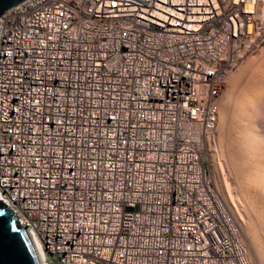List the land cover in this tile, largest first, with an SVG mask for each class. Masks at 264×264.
Listing matches in <instances>:
<instances>
[{"label": "built area", "instance_id": "1", "mask_svg": "<svg viewBox=\"0 0 264 264\" xmlns=\"http://www.w3.org/2000/svg\"><path fill=\"white\" fill-rule=\"evenodd\" d=\"M263 41L264 0L0 15V200L42 264H250L205 148L224 79Z\"/></svg>", "mask_w": 264, "mask_h": 264}, {"label": "bare ground", "instance_id": "2", "mask_svg": "<svg viewBox=\"0 0 264 264\" xmlns=\"http://www.w3.org/2000/svg\"><path fill=\"white\" fill-rule=\"evenodd\" d=\"M259 22L262 21L259 19ZM263 45L264 41L258 45L257 51H260ZM261 53L258 60L262 59L260 61L264 62V53ZM257 57H254L250 63L248 62L244 68L242 67L243 69L239 72L238 69L247 60L234 71L238 73L233 78L234 80H231L233 81L232 87L221 103V111L218 109L216 135L218 130L219 142L222 141L221 145L226 153L225 166L232 175L231 179L235 187L233 191L239 200L238 203L240 202L241 212L244 213L242 222L236 220L240 224L239 227L241 226L244 230L259 263L264 264V67L261 65L263 63L256 65ZM236 85L241 88L239 87L240 91L233 96V89ZM216 153L212 154V164L215 169H220L222 172L224 171L222 157L220 158L219 151ZM230 190L227 192L226 189L219 190L226 203L227 193ZM228 196L233 197L234 195ZM231 202L233 206L229 209L236 216L238 212H236L237 206L233 198ZM33 243L40 258L43 257L40 244L36 240Z\"/></svg>", "mask_w": 264, "mask_h": 264}, {"label": "water", "instance_id": "3", "mask_svg": "<svg viewBox=\"0 0 264 264\" xmlns=\"http://www.w3.org/2000/svg\"><path fill=\"white\" fill-rule=\"evenodd\" d=\"M23 0H0V15ZM13 210L0 200V264H42L33 239Z\"/></svg>", "mask_w": 264, "mask_h": 264}, {"label": "rangeland", "instance_id": "4", "mask_svg": "<svg viewBox=\"0 0 264 264\" xmlns=\"http://www.w3.org/2000/svg\"><path fill=\"white\" fill-rule=\"evenodd\" d=\"M264 45L262 46V48L260 49V51L258 50L256 53H254V54H251V55H249L248 56V59H246L247 60V62L244 64V65H242L241 66V68H239L238 69V72L240 71V70H242L245 66H246V64L248 65V62L250 63L252 60H253V58L255 57H257V59H256V61H258V62H256V65H259V64H261V63H263L264 64V62H262V61H260V60H262V59H260V60H258L259 59V57L262 55V53L261 52H263L264 53ZM258 54V55H257ZM263 64H261L262 65V67H264V65ZM243 67V68H242ZM237 71L234 73V72H232L227 78H225L224 79V82H223V90H222V92H221V94H220V96H219V98H218V109L221 111V107H222V101H223V99L225 98V95L227 94V92L230 90V87H232V83H233V81H231V80H234L233 78L236 76V74L238 73ZM240 86H238V85H236L235 87H234V89H233V96H235V95H237L238 94V91H240V88H239ZM236 90V91H235ZM231 109H232V106L230 107ZM233 110V109H232ZM218 127H219V123H218ZM219 131L217 130V138H216V147L215 148H212V149H210V148H205V159H206V161H207V170H208V172L211 174V176H212V179H213V182H214V184H215V186L217 185V188L220 190V189H222V190H225L226 189V192H227V190H230V188H231V190L230 191H233L234 189H235V187H234V181H233V179H231L232 177V175H230L231 173L229 172V170H228V168L225 166L226 164H225V150H223L224 149V147L221 145V143H222V141H221V143L219 142ZM220 143V144H219ZM218 149V150H217ZM217 150V151H216ZM218 151H219V153H220V158H221V162L223 163L222 165V167H223V170L224 171H222L221 172V170L220 169H215V167H214V165L212 164V154H214V153H218ZM216 153V154H217ZM218 156V155H217ZM218 171V172H217ZM226 171V172H225ZM220 175V176H219ZM228 180H227V179ZM223 179H225V180H223ZM228 182H227V181ZM225 182H226V185H225ZM229 184V185H228ZM231 185V186H230ZM229 189H228V188ZM225 188V189H224ZM230 191L227 193V205H229V207L231 208V206H233V203L231 202V200H232V198L234 199V202L236 203V212H238L237 214H236V216H235V218L238 220V221H240V222H242L243 220H242V216H244V213H242L241 212V210H242V208H241V205H240V202L238 203V201L239 200H237V198H236V196H235V190L233 191V192H231L230 193ZM225 192V193H226ZM228 195H234L233 197L232 196H228ZM229 197H232L231 199L229 198ZM235 197V198H234ZM237 200V201H236ZM230 201V202H229ZM238 208V209H237ZM238 210V211H237ZM235 211V210H234ZM243 224V223H242ZM240 225V224H239ZM244 226V225H243ZM240 228H241V226H240ZM241 232H242V237H243V243L245 244V246H246V249H247V253H248V255H247V257H248V259H249V262H250V264H260L259 263V260H258V257H257V255H256V253L252 250V247H251V244L249 243V241H248V239H247V237H246V235H245V233H244V230L241 228Z\"/></svg>", "mask_w": 264, "mask_h": 264}]
</instances>
